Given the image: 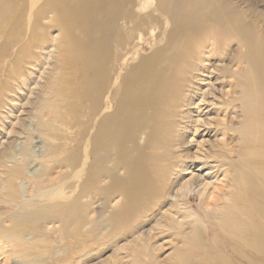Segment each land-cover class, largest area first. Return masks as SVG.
<instances>
[{
  "label": "bare ground",
  "instance_id": "1",
  "mask_svg": "<svg viewBox=\"0 0 264 264\" xmlns=\"http://www.w3.org/2000/svg\"><path fill=\"white\" fill-rule=\"evenodd\" d=\"M250 4L0 0L1 264H264Z\"/></svg>",
  "mask_w": 264,
  "mask_h": 264
},
{
  "label": "rangeland",
  "instance_id": "2",
  "mask_svg": "<svg viewBox=\"0 0 264 264\" xmlns=\"http://www.w3.org/2000/svg\"><path fill=\"white\" fill-rule=\"evenodd\" d=\"M234 1H238L239 3H242V5L247 9L248 7H250L251 6V4H250V2L252 3V5H253V7H254V5H257L258 6V8L259 9H261V10H264V0H234ZM254 1V2H253ZM256 3V4H255ZM243 17H247V14H245V13H243ZM257 19L259 20V21H261V19H262V17H257ZM55 33H56V31H55ZM54 33V34H55ZM227 88H228V86H227ZM226 88V89H227ZM19 93L20 94H23L24 92H22V91H19ZM15 99L16 100H14V104H19V105H21L22 104V102H24V98H20L21 99V101L18 99V97L16 96L15 97ZM18 102V103H17ZM21 103V104H20ZM206 110V109H205ZM225 113L223 112V113H220L218 116H219V118L220 119H224L225 118V115H224ZM12 117H15V116H12ZM211 136H213L212 138H214L215 136H217L218 138H222V137H224V135L222 134V131L221 130H218V131H216V132H213V133H211L210 134ZM223 135V136H222ZM192 137V133L190 134V136H189V138H191ZM207 137V136H206ZM205 139V138H204ZM202 140V137L201 136H195L194 137V141H193V147H192V150L193 151H196L197 150V148L199 147V141H201ZM35 143H36V148L35 149H40V146H41V142H39V139H37V138H35ZM224 168H222V169H220L219 170V172L218 171H216V169H215V171L209 176V177H207V179H206V181L207 182H210V185H209V188H208V190H213L214 189V187L215 186H222V183L224 182V180H225V173H224ZM188 176V175H187ZM99 203V202H98ZM200 203V197H199V195L196 193V196L194 197V199L192 200V205H194V206H197L198 204ZM97 205V204H96ZM165 239H167L168 240V238H164L163 239V241L165 240ZM164 251H165V253L163 254V256L164 255H166V254H168V253H170L171 251H172V249H170V245L169 244H166L165 245V247H164ZM107 254H110V251H105L104 252V255L106 256ZM123 254H125V252L123 253ZM15 261V262H14ZM14 264H20L21 262H20V260L18 259V258H15L14 259ZM18 262V263H17ZM1 264V263H0Z\"/></svg>",
  "mask_w": 264,
  "mask_h": 264
}]
</instances>
